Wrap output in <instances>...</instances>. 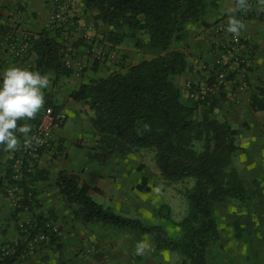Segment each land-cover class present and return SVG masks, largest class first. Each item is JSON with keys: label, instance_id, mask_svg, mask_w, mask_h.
Listing matches in <instances>:
<instances>
[{"label": "trees", "instance_id": "trees-1", "mask_svg": "<svg viewBox=\"0 0 264 264\" xmlns=\"http://www.w3.org/2000/svg\"><path fill=\"white\" fill-rule=\"evenodd\" d=\"M81 2L86 10L94 12L95 26L107 29L100 32L101 42L112 47L136 32L146 35L148 46L160 52L136 64L123 65L120 70L83 83L71 92L73 100L88 105L92 111L89 121L97 138L88 152L89 159L102 164L115 154L125 155L147 148L153 150L163 179L168 182L192 179L193 185L185 192L189 212L176 222L183 229L177 238L170 237L159 224H146L98 203L89 193L91 187L75 174L59 172L56 184L60 195L74 206V216L83 223L97 221L118 229L135 230L147 235L156 250L178 251L189 264H208V247L218 237L214 216L217 204L228 198L241 202L247 200L246 188L231 167V159L239 149L238 130L212 115L213 98L191 101L187 94L186 98L183 96L177 77L188 68L187 55L181 50L171 49L170 45L183 37L187 23L198 21L214 7L215 0ZM12 31L1 25L0 34H6L5 41ZM60 34V29L53 31L45 27L30 35L28 54L34 53L35 69L41 74L48 70L63 75L72 72L61 60L63 42L58 40ZM44 105L57 110L48 98ZM200 107L202 114L196 118V109ZM248 109L251 112L264 110V88L251 93ZM37 121V117L31 120L33 125ZM3 153L4 146H0V156ZM11 162L5 168L8 185L12 182ZM43 173V170L35 168L20 183L23 196L29 191L28 185L32 187V208L36 205L32 183L42 179ZM145 183L146 178L143 177L138 190H146ZM0 188L3 190L1 183ZM20 210L16 208L12 216L16 218ZM157 214L171 219L167 204L160 205ZM33 219L29 228L31 233L41 229L52 243L59 238L46 227L50 217L37 214ZM14 258L7 257L4 263L9 264Z\"/></svg>", "mask_w": 264, "mask_h": 264}, {"label": "crops", "instance_id": "crops-1", "mask_svg": "<svg viewBox=\"0 0 264 264\" xmlns=\"http://www.w3.org/2000/svg\"><path fill=\"white\" fill-rule=\"evenodd\" d=\"M69 1L71 11L66 9L67 12L65 11L64 15L67 17L73 13L79 19H76V24L73 26L69 24V21L64 23L58 40L62 42L74 40L76 43L74 54L78 66L69 75L58 74L54 70L46 71L44 74H51V82L50 86L43 90L45 99L48 98L57 110L66 115L64 124L54 130V140L62 146L65 154L58 156L53 151H46L40 156L36 168L44 171L43 178L34 180L32 183L36 205L31 210L18 211L16 218L12 216L15 208L7 195L8 183L5 179V168L13 159L15 152H8L4 148L5 153L0 156V183L3 187V190L0 188V246L17 237L20 224L37 214L50 217L53 224L57 225L59 238L53 243L50 239L41 242L34 251L24 257H15L9 264H93L90 257L82 253V249L87 242L92 241L100 245L99 250H101L108 242L106 234L109 232L107 229L109 226L97 221L86 224L77 219L73 214L74 206L67 203L60 195L56 184L57 176L61 171L77 175L81 182L91 187L89 193L95 201V188L100 191H109L112 188L118 189L120 186L116 187V184H113L111 188L108 185L113 176L111 173L116 172L112 169L107 171L103 169L114 156L102 164L89 159L88 152L95 145L97 138L89 121L92 111L89 110L88 105L73 100L70 94L83 83H89L92 79L102 78L114 70H120L121 66L118 64L120 58L124 60L123 64L128 66L160 54L158 49L148 46L146 35L142 36L134 32L133 36L127 35L119 44L111 47L112 58L102 61L92 59L86 50L84 38L79 35L77 26L84 23L91 28L88 34L95 33L96 36L107 29L103 26H95L94 12L86 10L81 0ZM248 3L250 7L246 10L245 28L240 31V34L249 38L254 44V55L246 71V80L251 89L245 94L246 100L243 106L249 111L248 103L251 93L264 88V10H261L259 0H248ZM235 4L236 0H215V6L204 16L184 26V35L180 40L172 41L171 49L181 50L187 55L188 68L185 73L177 77V84L181 87L185 98L187 94L183 89L185 80H192L194 83L202 82L206 78L202 65L206 62L214 63L222 57L220 52H214L212 49L211 39L217 23L229 17L230 10L235 7ZM18 6L24 7L23 16L33 34L45 27L49 28L51 0H0V28L6 21V16L11 15V11ZM5 35L0 34V76L6 68L11 66H22L37 71L34 53L28 54L23 59L14 58L4 46ZM80 66L77 73L76 69ZM236 111L242 113L245 110ZM250 113L254 112L250 111ZM27 123L32 128V122L27 121ZM236 129L238 135L242 134L243 131L238 127ZM20 141H24V137L21 136ZM105 184H107L106 187ZM258 220L263 225L264 215L258 217ZM259 260L261 263L258 264L264 262V252L259 256Z\"/></svg>", "mask_w": 264, "mask_h": 264}, {"label": "rangeland", "instance_id": "rangeland-1", "mask_svg": "<svg viewBox=\"0 0 264 264\" xmlns=\"http://www.w3.org/2000/svg\"><path fill=\"white\" fill-rule=\"evenodd\" d=\"M23 8L18 6L12 10V14L6 16L2 26L10 30L21 26L33 33L24 19ZM95 38L100 40V34ZM107 46L111 49L110 44ZM123 61L120 58L118 64L126 65ZM190 82L194 83L192 80ZM213 99L212 115L243 131L237 136L239 149L231 159V167L237 172L246 188L247 200L241 202L228 198L225 202L217 204L214 216L218 237L208 247L207 263L258 264L261 263L259 256L264 252V224H260L258 220V217L264 215V110L250 113L243 108L245 104L235 106L227 103L223 98ZM239 109L245 111L237 112L236 110ZM196 110V118H199L203 109L200 107ZM113 156L111 162L103 169L115 170L116 173H111L113 176L108 185L111 188L113 184L120 187L109 191L92 188L96 193V201L120 215L140 219L146 224H159L170 237L181 236L183 229L176 222L188 215L189 204L185 192L192 187L193 180L168 182L163 179L151 149L142 148L125 155ZM143 177L146 178V190L140 191L137 187L142 183ZM162 204L169 206L170 220L157 214ZM108 226L109 232L106 234L108 242L101 250H99L100 245L92 241L87 242L82 249V253L89 256L93 264H189L178 251L156 250L147 235L135 230ZM141 240L150 245V250L144 255H137L136 245Z\"/></svg>", "mask_w": 264, "mask_h": 264}, {"label": "built area", "instance_id": "built-area-1", "mask_svg": "<svg viewBox=\"0 0 264 264\" xmlns=\"http://www.w3.org/2000/svg\"><path fill=\"white\" fill-rule=\"evenodd\" d=\"M69 0H51V14L49 29L56 31L61 29L64 23L69 21L70 25L76 24V16L71 13L65 16V11H71ZM67 12V11H66ZM235 15L245 22L246 11H237ZM229 17L221 20L214 28L211 39V47L214 52H220L222 57L214 63H204L202 69L206 72V78L202 82L192 83L187 81L184 85L189 98L203 101L212 98H223L227 103L239 106L245 102V94L249 92L250 85L246 80V71L249 61L254 55V44L240 33L233 35L227 31ZM79 35L84 38L86 50L90 53L91 58L97 61L106 60L113 57L108 44L96 39L93 35L88 34L90 27L84 23L77 26ZM31 32L24 27H18L11 32L9 38L4 42V46L10 51L11 55L18 59L28 56L31 48ZM95 35V37H94ZM101 36V35H100ZM74 40L63 42L61 49V60L63 64L74 70L78 66L75 58ZM79 68L76 69L79 73ZM66 120V115L60 110H55L51 106L42 108L38 121L31 128L29 134L38 136L42 140L39 145L33 144L32 147L25 148L24 141L21 142L19 150L15 151L11 162V179L7 189V195L10 197L14 208L21 210H31L34 197L31 185H28L29 191L26 196L22 194L20 183L24 176L32 173L37 167L40 156L46 151H53L58 156L65 154L62 146L54 140V130L61 127ZM21 191V193H20ZM25 200V202H23ZM34 222L33 217L26 220L19 226L17 237L0 246V264H6L7 257H24L34 251L38 245L49 239L48 234L43 230H36L31 233L30 225ZM46 227L52 232L58 233V229L50 220L46 222Z\"/></svg>", "mask_w": 264, "mask_h": 264}, {"label": "clouds", "instance_id": "clouds-1", "mask_svg": "<svg viewBox=\"0 0 264 264\" xmlns=\"http://www.w3.org/2000/svg\"><path fill=\"white\" fill-rule=\"evenodd\" d=\"M261 10H264V0H259ZM250 7L248 0H236L235 7L230 10L227 31L238 35L245 24L235 13L246 11ZM51 74H41L22 66L6 68L0 76V146L8 152L19 150L24 137V147L39 145L42 140L31 136V126L27 121L36 119L44 107V89L50 86ZM23 122V123H21ZM150 250V245L141 240L136 245V254L144 255Z\"/></svg>", "mask_w": 264, "mask_h": 264}]
</instances>
